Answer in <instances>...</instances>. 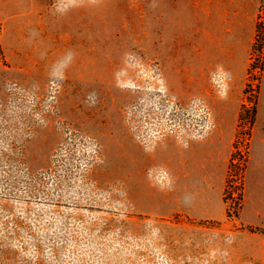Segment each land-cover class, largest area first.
<instances>
[{
    "label": "rangeland",
    "instance_id": "obj_1",
    "mask_svg": "<svg viewBox=\"0 0 264 264\" xmlns=\"http://www.w3.org/2000/svg\"><path fill=\"white\" fill-rule=\"evenodd\" d=\"M251 227L264 0H0V264H263Z\"/></svg>",
    "mask_w": 264,
    "mask_h": 264
},
{
    "label": "trees",
    "instance_id": "obj_2",
    "mask_svg": "<svg viewBox=\"0 0 264 264\" xmlns=\"http://www.w3.org/2000/svg\"><path fill=\"white\" fill-rule=\"evenodd\" d=\"M254 116H255V107L252 109V112H251V121L254 119ZM234 161V160H232ZM244 167V166H243ZM241 188H242V183L240 184V189H238V198H237V203H238V207L241 206ZM228 189V184L226 186V189L225 191H227ZM225 198H226V195H225ZM227 215L230 216L231 215V212H230V209L228 208V211H227ZM252 231L254 232H260L261 234L264 235V229L263 228H259V227H254V228H250ZM263 264H264V248H263Z\"/></svg>",
    "mask_w": 264,
    "mask_h": 264
},
{
    "label": "crops",
    "instance_id": "obj_3",
    "mask_svg": "<svg viewBox=\"0 0 264 264\" xmlns=\"http://www.w3.org/2000/svg\"><path fill=\"white\" fill-rule=\"evenodd\" d=\"M254 159H255V155L253 156L252 161L250 162V165H248V177H249L250 168H251L252 163L254 162ZM247 181H248V179H247ZM247 189H248V197H249L250 199H251V197L253 198L252 195H256V196L259 195V194H256V193H255V192H256L255 189H251V188L249 187V183H248V182H247ZM253 201H254V199H253Z\"/></svg>",
    "mask_w": 264,
    "mask_h": 264
}]
</instances>
